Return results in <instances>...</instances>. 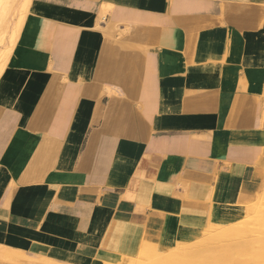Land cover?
<instances>
[{
    "label": "crops",
    "instance_id": "obj_1",
    "mask_svg": "<svg viewBox=\"0 0 264 264\" xmlns=\"http://www.w3.org/2000/svg\"><path fill=\"white\" fill-rule=\"evenodd\" d=\"M32 1L0 75V264L118 259L264 167V0Z\"/></svg>",
    "mask_w": 264,
    "mask_h": 264
},
{
    "label": "bare ground",
    "instance_id": "obj_2",
    "mask_svg": "<svg viewBox=\"0 0 264 264\" xmlns=\"http://www.w3.org/2000/svg\"><path fill=\"white\" fill-rule=\"evenodd\" d=\"M16 2H17V0H0V75H1L2 66L8 62L9 57L11 56L10 54L12 52V49L15 45V42L17 41L18 37L20 36V33L23 30L25 20L29 15V6L31 7V4L33 3L32 0H22L20 7H19V10L17 12V15L14 16L15 20H14L12 26H10L9 25L10 15L12 13V9L14 8ZM9 26H10V28H9ZM9 32H10L9 42L7 45L4 46V43H5L4 41H5L6 35ZM261 35H264V26L262 27ZM249 177L251 179H253V181H254L252 184V188H251L252 189V193H251L252 196L257 198L255 191L257 189H261V193H262L261 197H264V167L255 168ZM245 186H246V184H245ZM230 190H231V192L228 190L226 192H223V195L226 196V198L228 200H235L237 202H240L241 196L245 195V193H244L245 191L242 194H240L241 192L238 193L239 190H234V191H232L233 189H230ZM243 190H244V188H243ZM247 193H249V192L247 191ZM261 203H262V201H261ZM222 209H223V212H225V209L224 208H222ZM256 209H253V210H256ZM217 212H219V211L215 208H213L210 211V214L208 216L209 223L207 224V227H211V226L213 227L214 226L213 221L218 216ZM221 212H222V210H221ZM233 213H234V211H233ZM246 213H247V210H246ZM260 215L262 216L263 214L260 213L258 218H260ZM263 216H262V219H259L257 221L256 225H258V228L255 229V231H249L247 234H243L244 228L242 227V225L245 223H243L241 221H240V223H243L242 225L236 224L237 225L236 226L234 224L232 226V228H224V229L222 228L221 229V228H218L219 226L217 225L218 226L217 228L221 229V230H219L217 232L215 231L216 234H214V235L209 233L210 231L209 232L205 231V233L203 232L202 238L200 240L199 239H193L190 242V246L188 244V246L190 248H187L186 252L190 253L191 256L193 257L192 259H194V260H191V261L197 262L199 264H264V217ZM233 218H235V217H233ZM250 219H251V217H250ZM237 220H235V221H237ZM193 224H195V225L194 226H192V225L188 226V228L189 227L193 228V230H191V232L192 233L194 232V234H195L196 230H194V229H195L196 225H198V224H197V222H195V223L193 222ZM254 224H253V226H254ZM179 227L182 228L181 225H179ZM188 228H184V229L189 230ZM181 230H183V229H181ZM197 230H199V229H197ZM207 230H209V229H207ZM210 230L213 231V228H210ZM201 231H202V229H201ZM213 233H214V231H213ZM232 235H236V236L233 237ZM179 237H177V238L179 239ZM174 241L175 240L169 241V242H165V241L157 242V241L153 240L152 238H150V240L148 242H142L141 241L142 243H139L137 248L140 249L139 252L141 251L143 253H146L147 255L151 254V253H154V255L155 254L157 255V253L165 254L168 252L167 254L169 256H171L172 254L175 255L176 252L179 253L178 252L179 250H173L172 248L177 249L180 247V249H182V247L184 246V243H180L181 241L179 243H176L177 246H174L175 245V244H173ZM186 244L187 243H185V246H187ZM128 245H129L128 248L130 250L132 248V246L135 245V243L134 244L129 243ZM183 248L186 249V247H183ZM169 250H171V251H169ZM182 251H183V249H182ZM138 254H140V253H138ZM180 255H181V253H180ZM182 255H183V253H182ZM155 256H154V258H155ZM163 256L161 258H163ZM184 257L180 256V258H184ZM154 258H153V260H155L158 257H156L155 259ZM171 258H172V256H171ZM173 258L178 259L179 256L177 255V257L174 256ZM189 258L190 257H186V259L185 258L183 259V260H185L184 261L185 264H190V262H188ZM121 259H122V256L119 257L118 259H112V260L110 259V261L117 263ZM140 260H142V259H140ZM158 261H161V259H159ZM166 261L162 260L160 262V264H176L175 261L174 262L172 260L170 261V259H166ZM152 262H151V264H153ZM177 262H178V260H177ZM140 264H141V262H140Z\"/></svg>",
    "mask_w": 264,
    "mask_h": 264
},
{
    "label": "rangeland",
    "instance_id": "obj_3",
    "mask_svg": "<svg viewBox=\"0 0 264 264\" xmlns=\"http://www.w3.org/2000/svg\"><path fill=\"white\" fill-rule=\"evenodd\" d=\"M21 2H22V0H17V2H16V4H15V9L13 8L12 9V13H11V15H10V22H9V25L10 26H12V24H13V22H14V20H15V18H14V16L15 15H17V9H18V7H19V5L21 4ZM13 12H15L14 14H13ZM10 26H9V28H10ZM7 38H8V34L6 35V38H5V45H6V43H7ZM259 139L262 141V144H261V149H260V151H262V150H264V132H262V133H260V136H259ZM255 168H253V169H250L247 173H245V175L243 176V178L241 179V186H240V188H242L243 186H244V190L242 189V191H241V194L244 192L245 193V195H240L241 196V199H240V202H237V201H235V200H228V199H226V200H224V201H220V205H214L213 207H212V209L213 208H215V209H217L219 212H217L218 214V216L215 218V220L213 221L214 222V226L212 227H207V224L209 223V218H207L206 219V222H204L205 224H203V222L202 223H199L198 224V221H197V224L198 225H196V227H195V229L194 230H196V233L194 234V232L192 233L191 232V230H193V228H188V227H185V228H188L189 230H187V229H183V230H181V228L179 227V225H176V226H172L171 227V229L169 230V229H166L167 231H164L163 233H162V240L163 241H165V242H169V241H173V240H175L174 241V243L173 244H175L174 246H177V244L176 243H179L180 241V243H184V246L183 247H186V249H184L183 247H182V249H183V251H182V249H180V247L179 248H177V249H174V248H172L173 250H179L178 252L179 253H175V255L174 254H172L171 256H172V258H171V256H169L167 253H165V254H159V253H157V255L155 256L154 255V253H151V254H146V253H143V252H139V250L140 249H138L137 247H135V245L134 246H132V248L130 249V250H128L126 253H122V254H120V256H122V259L120 260V261H118L117 263H115V262H110V261H105V262H101V263H99V264H140V262H141V264H151V262L153 263V264H160V262L162 261V260H164V261H166V259H170V261L172 260L173 262L175 261L176 262V264H178L179 262V264H185V260H183L184 258L186 259V257H190L189 259H188V262H190V264H199V263H197V262H194V261H191V260H194V259H192L193 257L191 256V254L190 253H187L186 252V250H187V248H190L189 246H190V242L193 240V239H201L202 238V235H203V232L205 233V231L206 232H209V233H211V234H216V232L217 231H219V230H221L222 228L224 229V228H232V226L235 224H238V225H242L243 223H245V224H243L242 225V227L244 228L243 229V231H244V233L243 234H247L249 231H255V229H257L258 228V225H256L257 224V221L259 220V219H262V216L264 215V197H261V195H262V193H261V189H257L255 192H256V195H257V198H255L254 196H252V184H253V179H251L249 176L251 175V173H252V171L254 170ZM245 184H246V186H245ZM243 185V186H242ZM247 191L249 192V193H247ZM261 197V198H260ZM261 201H262V203H261ZM261 204H260V203ZM254 204V205H253ZM240 206V207H239ZM242 206V207H241ZM234 207V208H233ZM258 207V208H257ZM222 208H224L225 209V212H223V209ZM233 208V209H232ZM257 208V209H256ZM253 209H256V210H253ZM221 210H222V212H221ZM246 210H247V213H246ZM259 210V211H258ZM233 211H234V213H233ZM263 212V213H262ZM223 213V214H222ZM231 213V214H230ZM261 213V214H263L262 216L260 215V218H258L259 217V214ZM258 214V215H257ZM224 215V216H223ZM228 215V216H227ZM226 216V217H225ZM247 216V217H246ZM253 216V217H252ZM255 216V217H254ZM224 217V218H223ZM233 217H235V218H233ZM250 217H251V219H250ZM264 217V216H263ZM228 218V219H227ZM239 218V219H238ZM255 218V219H254ZM257 218V219H256ZM221 219V220H220ZM224 221H223V220ZM238 219V220H237ZM246 219V220H245ZM235 220H237V221H235ZM243 220V221H242ZM251 220V221H250ZM229 221V222H228ZM240 221L241 222H243V223H240ZM245 221V222H244ZM217 222V223H216ZM222 222V223H221ZM195 223V222H194ZM226 223V224H225ZM228 223V224H227ZM230 223V224H229ZM247 223V224H246ZM255 223V224H254ZM202 224V225H201ZM253 224H254V226H253ZM219 227H218V226ZM221 225V226H220ZM178 226V227H177ZM237 226V225H236ZM246 226V227H245ZM252 226V227H251ZM216 227V228H215ZM221 228V229H218V228ZM180 228V229H179ZM210 228H213V231H214V233H213V231L212 230H210ZM197 229H199V230H197ZM201 229H202V231H201ZM207 229H209V230H207ZM189 231V232H188ZM216 231V232H215ZM187 233V234H186ZM189 235V236H188ZM192 235V236H191ZM180 236V237H179ZM195 236V237H194ZM233 237H235L236 235H232ZM177 237H179V239L177 238ZM200 237V238H199ZM134 238H136V236H134L133 237V240H132V243H134ZM177 238V239H176ZM188 241H186V240ZM203 240V239H202ZM177 241V242H176ZM186 241V242H185ZM198 241V240H197ZM185 243H187L186 245L187 246H185ZM188 244H189V246H188ZM192 248V247H191ZM171 249V250H172ZM171 250H169V251H171ZM186 252V253H185ZM138 253H140V254H138ZM142 253V254H141ZM180 253H181V255H180ZM182 253H183V255H182ZM185 254V255H184ZM190 254V255H189ZM159 255V256H158ZM166 257H164V256ZM177 255L179 256V258H180V256L182 257H184V258H173L174 256L175 257H177ZM154 256H155V258L156 257H158V258H154ZM163 256V258H161ZM151 257V258H150ZM169 257V258H168ZM153 258L155 259V260H153ZM138 259V260H137ZM140 259H142V260H140ZM159 259H161V261H158ZM131 260V261H130ZM135 262H134V261ZM177 260H178V262H177ZM183 260V261H182ZM190 260V261H189ZM158 261V262H157ZM157 262V263H156ZM167 262V261H166Z\"/></svg>",
    "mask_w": 264,
    "mask_h": 264
}]
</instances>
